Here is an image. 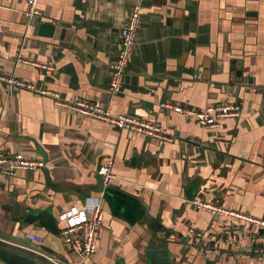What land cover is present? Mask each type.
Instances as JSON below:
<instances>
[{"label": "crops", "instance_id": "0c3cea01", "mask_svg": "<svg viewBox=\"0 0 264 264\" xmlns=\"http://www.w3.org/2000/svg\"><path fill=\"white\" fill-rule=\"evenodd\" d=\"M28 1L0 0V76L33 86L13 91L0 83V152L45 167L0 174V246L45 264L41 253L62 264H144L147 235L132 223L129 200L112 211L104 199L98 171L112 161V187L175 232L166 238L178 256L173 264H264L254 253L261 242L211 244L214 252L205 254L232 223L187 200L195 186V200L264 218V0H38L42 23L57 27L51 37L28 25ZM136 7L141 22L127 75L122 92L111 95L120 30ZM21 54L52 65L53 74L17 62ZM56 100H101L115 114L158 123L175 139L159 142L82 117ZM164 103L196 110L237 104L241 115L204 128ZM100 202L98 248L81 263L61 232L89 219ZM26 211L50 212L59 235L24 222Z\"/></svg>", "mask_w": 264, "mask_h": 264}, {"label": "built area", "instance_id": "2783aa9c", "mask_svg": "<svg viewBox=\"0 0 264 264\" xmlns=\"http://www.w3.org/2000/svg\"><path fill=\"white\" fill-rule=\"evenodd\" d=\"M38 0H29L28 8L25 12V17L28 25L31 24L33 18L40 17L41 11L37 7ZM141 22L139 8L136 7L130 14L125 26L120 30V49L116 62L113 64L112 81L109 87L111 95H116L122 92L124 79L127 75L128 65L132 56V51L135 45V39ZM17 62L32 64L44 70L47 76L54 72L52 65L47 63L31 62L24 56L19 55ZM0 83L9 85L12 90H33V86L15 77L0 76ZM46 94V92H42ZM56 103L61 104L75 112L77 115L91 119L106 122L120 129L128 130L133 133L142 134L149 138H153L159 142H171L175 139L173 135L168 133L158 123L145 120L133 115L115 114L107 103L101 100L92 102L78 100L62 102L56 100ZM163 108L169 109L177 114L182 115L188 120H197L204 128H219L221 120L227 118H237L241 115V108L237 104H218L207 107L205 110H196L189 108L183 104L164 103ZM45 163L42 160L28 159L21 153H3L0 152V174L7 177H16L21 172L34 173L42 170ZM103 178L104 188L112 187L117 176L113 171V162L108 161L102 165L98 171ZM193 204L198 210L209 212L212 216L225 219L231 222L230 230H227L221 236L211 240L204 248L205 254L214 252V246L229 245L232 246L236 242H250L262 245L254 250L256 255L264 257V218H258L248 213H243L237 210L225 208L221 205L206 202L202 200H194ZM104 221V211L102 202L97 204L91 214V217L80 224L65 229L61 232V237L64 242L70 246L74 255H76L81 263L95 255L98 248V239L100 230ZM200 240H204L202 233H196ZM28 239L38 244L43 242V239L35 234H27ZM251 246V245H250ZM251 248H253L251 246ZM42 259L47 264H62L52 256L41 253Z\"/></svg>", "mask_w": 264, "mask_h": 264}, {"label": "water", "instance_id": "95a60500", "mask_svg": "<svg viewBox=\"0 0 264 264\" xmlns=\"http://www.w3.org/2000/svg\"><path fill=\"white\" fill-rule=\"evenodd\" d=\"M31 25L38 28L41 33L47 37H51L55 34L56 26L51 24L42 23V19L39 17L33 18ZM242 75L241 71L238 72V76ZM137 159L134 158L132 165L135 166ZM47 184L50 185V178L46 177ZM195 186H192L187 191V200L193 202L196 198ZM104 199L109 204L112 211H114V204L121 202L123 205L130 202V211H132L131 218L132 223L139 224L147 235V245L145 248V259L142 261L144 264H173L174 260L178 258L175 251L170 247L169 242L166 240L167 236L174 234L173 230H167L163 227V223L160 220H152L149 216V209L144 205H140V202L132 197H129L121 192L115 190L114 187L104 189ZM117 196H122L124 200H117ZM18 213H23L21 208H17ZM116 211L114 214H116ZM23 221L29 224H37V227L44 226L46 229L54 234L59 235V229L56 221L52 217L50 212H30L26 211ZM181 253V251H180ZM0 264H45L44 262L35 259L31 256L24 255L13 250L0 246Z\"/></svg>", "mask_w": 264, "mask_h": 264}]
</instances>
